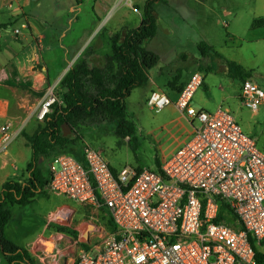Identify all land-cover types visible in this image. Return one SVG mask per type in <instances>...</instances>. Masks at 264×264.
Returning <instances> with one entry per match:
<instances>
[{
    "label": "built area",
    "instance_id": "built-area-1",
    "mask_svg": "<svg viewBox=\"0 0 264 264\" xmlns=\"http://www.w3.org/2000/svg\"><path fill=\"white\" fill-rule=\"evenodd\" d=\"M203 80L193 72L174 102L161 90L149 93V110L172 104L191 131L168 155L159 156L157 168L114 174L83 137L82 162L65 153L51 159L45 191L65 198L61 203L67 207L56 204L49 221L64 224L72 216L65 212L68 205L87 206L105 210L112 227L91 226L85 240L58 234L68 244L63 252L49 254L44 242L33 241L30 252L39 253L41 263L62 264L65 256L63 264H264V153L227 109L207 111L192 104ZM239 99L255 113L264 92L246 79ZM56 103L62 101L47 90L35 118L42 121ZM13 138L12 123L6 121L0 125L1 158L6 159ZM78 242L82 247L69 255Z\"/></svg>",
    "mask_w": 264,
    "mask_h": 264
},
{
    "label": "rangeland",
    "instance_id": "rangeland-1",
    "mask_svg": "<svg viewBox=\"0 0 264 264\" xmlns=\"http://www.w3.org/2000/svg\"><path fill=\"white\" fill-rule=\"evenodd\" d=\"M61 1L73 2L71 9H69L70 5L68 3L63 4L61 2L60 7L55 11L54 20L49 21L51 34L52 36H56L52 39L57 40L52 41L53 50L56 52L62 50L64 56H71L77 50L78 54H81L91 42V45L98 48L97 50L109 51L106 37L109 35L110 26L118 20L122 21V16L128 21L130 18L133 22L136 19L135 13L137 11L141 12L142 6L141 0H109L110 3L114 4L106 13L97 10L96 12L99 14L98 20L94 14L93 0H82L83 3L79 5L76 4V0ZM162 1L157 6L155 5L158 21L157 33L146 42L145 48L156 53L162 59L166 58V54L171 53L172 62L171 60L166 61V63H171L163 65V61H158V64L161 65L160 67L165 72H171L177 68V71L172 75L175 78L170 77L169 80L176 79L178 84L187 79L193 72H200L204 76L205 85L209 91L206 88L202 89L199 87L192 98V104L197 108L203 107L207 111H213L218 106L227 109L240 125L242 131L254 138L257 148L264 153V102L255 113L244 107L239 99V81L228 78L220 67L222 62L218 60V52H221L225 56H230L231 49L228 47L233 48L231 43H227L230 40L232 42L229 29L224 26V23H227V17L222 15L223 9L219 7L224 5V2L228 4V1L234 0H218V7H214L211 11L208 9L203 10L199 19L193 17L192 11L189 14L184 8L180 7L179 4L184 2V0ZM52 5V0H44L42 9H38L40 18L44 20L52 18ZM172 5H176L181 10L178 8L177 10H173ZM183 12H186V15ZM244 24L246 25V22L241 24L242 30L244 29ZM165 29L168 30L167 33L164 32ZM59 34L63 36L60 37ZM93 38L94 40L92 41ZM201 44L211 47L212 50L209 52V55H204L201 52ZM53 50L49 55L45 51L42 53L46 54V57L47 55L54 57ZM194 57L199 59L204 57L203 66L197 70L193 68L192 64ZM255 82L264 92V81ZM159 87L169 96L172 102L176 100V92L169 90L166 86L159 85ZM144 94L145 88L138 87L133 89L131 96L127 99L128 111L135 124L136 135L139 141L136 157L127 146H116V138L113 135L111 125L102 124L101 126H96V128H92L95 126H90L92 131L90 135L89 133H85L86 129L90 127H84L80 131L81 136L85 137L86 140L97 147L103 154L115 174H118L123 168L135 170L139 166L153 167V144L157 147L155 143L156 137L161 133L159 129L153 128L158 126L161 119L172 118L179 114L173 111L169 107L170 105L158 112L149 110L146 105L148 96L145 99ZM50 161L51 159L47 162L48 169ZM36 196L37 198L35 197L29 205H13L10 207L12 218L5 227V236L23 245L37 259L38 264H43L37 258L41 255L30 252V246L33 241L37 240L38 242L49 244L48 246H43L45 252L49 254L55 250L63 252L64 247L68 244L58 234L71 236L73 240H85L86 232L94 229L91 227L92 225L104 228L109 227L105 210H96L87 206L68 205L69 209L65 212L72 213V216L70 220L64 221V224L49 221V219H52L54 206L56 204H60L58 207L61 204L64 205L61 202L67 200L63 197L49 196L46 191ZM50 210L52 211L49 212ZM74 228H77V230H74ZM79 247H82L80 242L77 245H73L72 252L67 251L68 254L75 255L73 251L76 252ZM47 259L45 257L42 261L45 262ZM61 260L64 263L66 261L65 256L61 257Z\"/></svg>",
    "mask_w": 264,
    "mask_h": 264
},
{
    "label": "crops",
    "instance_id": "crops-1",
    "mask_svg": "<svg viewBox=\"0 0 264 264\" xmlns=\"http://www.w3.org/2000/svg\"><path fill=\"white\" fill-rule=\"evenodd\" d=\"M52 1V18L44 20L40 18V14L38 13V9H42L44 0H0V125L6 121H10L14 134V138L8 146V155L6 159L0 157V190L2 184L6 180L13 179L22 181L25 177L26 167L31 157V150L20 133L22 131L29 134L33 133L41 122L35 118V111L41 103L45 92L49 89H53L57 96L62 92L60 87L61 79L69 68L84 55L86 48L92 43H89L81 54H78L77 50V52L73 53L71 56H64L62 50H60V52L53 50L54 46L52 41L55 39L52 38L56 36H52L51 34L49 20L54 18L56 15L55 11L58 10L62 1ZM93 1L94 14L98 20L99 14L96 11L99 10L106 13L114 4L110 3L109 0ZM140 2L142 5L141 12L137 11L135 13L136 19L132 22L130 18L128 21L122 16V21L118 20L110 26V32L106 37V41H108L111 34L122 27L131 28L139 25L145 0H141ZM62 3L67 4L68 2ZM82 3L83 2H76L78 5ZM68 4L70 5L69 9H71L73 2L69 1ZM157 4L158 3H156V6ZM179 5L189 14L191 13L190 11H192L193 17L199 19L203 10L208 9L211 11L214 7H218L219 2L218 0H184V2ZM172 6L173 10H177L178 7L176 5ZM219 8L223 9L222 15L227 17V23H224V26L229 29V35L232 39V42L230 40L227 43H231L233 48L228 47L231 49L230 56H225L221 52H218V60L222 62L220 67L223 73L230 79L233 78L228 75L226 66L227 61L235 62L243 69L245 73L243 78L235 79L239 81V93L241 83L246 79L252 80L257 86L258 84L255 81H264V0L228 1V4L224 2V5ZM178 9L181 10L180 8ZM183 14L186 15V12H183ZM245 22L246 25L244 24V29L242 30L241 24ZM16 29L18 30L17 33L15 32ZM164 32L167 33L168 30L165 29ZM59 36L61 37L63 35L59 34ZM52 50L54 57L48 56L51 54L50 52ZM43 51L46 53L48 52L47 57L46 54L42 53ZM96 52L104 53L109 51L97 50ZM203 59L204 57L202 59L194 57L192 62L193 68L197 70L202 67ZM169 60H171V53L166 54V58L164 57V59L159 57V62L163 61V65L172 62L171 60V62L166 63V61ZM160 66V64H157L148 72L149 82L144 86L145 99L151 91L161 90L159 85L167 87L168 83L171 81L169 80L170 77L177 71V68H175L174 71L165 72ZM172 78H175V76ZM188 78L181 83H185ZM18 82L31 87L35 93H42L41 96L31 94L27 90L14 85ZM200 88L207 89L204 80ZM169 107L178 113L172 104ZM200 108L206 110L203 107ZM92 128H96V126ZM153 129H159L161 131V133L157 135L155 142L160 157L168 155L178 144L187 139L191 132L186 124L185 117L181 114L172 118L161 119L158 126ZM90 132H92L91 127L87 128L85 131V133H89V135ZM83 139L86 140L85 137H83ZM78 151L82 158L81 145H79ZM51 211L52 210L49 212ZM44 225L46 226V224ZM60 262H62V260H60ZM0 264H6L1 256Z\"/></svg>",
    "mask_w": 264,
    "mask_h": 264
},
{
    "label": "trees",
    "instance_id": "trees-1",
    "mask_svg": "<svg viewBox=\"0 0 264 264\" xmlns=\"http://www.w3.org/2000/svg\"><path fill=\"white\" fill-rule=\"evenodd\" d=\"M160 2L163 1L146 0L137 27H122L111 34L109 52L97 53L96 46L87 47L60 81L62 92L58 96L62 104H53L33 133H20L31 150L25 177L22 181L6 180L0 190V256L6 264H38L24 246L5 236V226L12 218L9 207L29 205L45 191L50 180L47 162L54 156L65 153L83 161L78 150L84 127L111 125L116 146H127L136 157L139 141L127 99L133 89L148 84V72L158 64L159 56L147 50L145 44L157 33L155 5ZM200 49L204 55L212 50L206 44H201ZM226 66L231 78H243L245 73L238 64L227 61ZM185 83L178 84L173 79L167 87L178 94ZM14 85L31 94H42L20 82ZM153 148L157 168L159 153L156 145ZM141 170V166L136 168L137 172ZM107 222L111 228V222Z\"/></svg>",
    "mask_w": 264,
    "mask_h": 264
},
{
    "label": "bare ground",
    "instance_id": "bare-ground-1",
    "mask_svg": "<svg viewBox=\"0 0 264 264\" xmlns=\"http://www.w3.org/2000/svg\"><path fill=\"white\" fill-rule=\"evenodd\" d=\"M44 245L48 246L49 244H46V243H45Z\"/></svg>",
    "mask_w": 264,
    "mask_h": 264
},
{
    "label": "water",
    "instance_id": "water-1",
    "mask_svg": "<svg viewBox=\"0 0 264 264\" xmlns=\"http://www.w3.org/2000/svg\"><path fill=\"white\" fill-rule=\"evenodd\" d=\"M92 226H95V225H92Z\"/></svg>",
    "mask_w": 264,
    "mask_h": 264
}]
</instances>
